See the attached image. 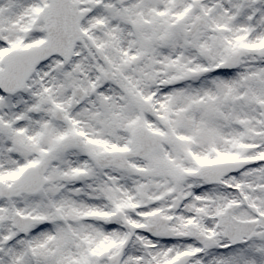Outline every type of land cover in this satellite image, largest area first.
Masks as SVG:
<instances>
[{
    "label": "snow or ice",
    "instance_id": "1",
    "mask_svg": "<svg viewBox=\"0 0 264 264\" xmlns=\"http://www.w3.org/2000/svg\"><path fill=\"white\" fill-rule=\"evenodd\" d=\"M0 264H264V0H0Z\"/></svg>",
    "mask_w": 264,
    "mask_h": 264
}]
</instances>
